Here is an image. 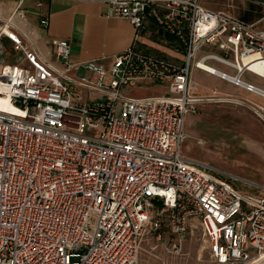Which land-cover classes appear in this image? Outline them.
<instances>
[{
  "label": "built area",
  "instance_id": "obj_1",
  "mask_svg": "<svg viewBox=\"0 0 264 264\" xmlns=\"http://www.w3.org/2000/svg\"><path fill=\"white\" fill-rule=\"evenodd\" d=\"M27 1L0 0V264H138L162 211L171 230L198 221L214 264H256L264 191L237 190L182 146L199 104L234 101L195 95L192 70L264 98L244 80H264V17L244 21L204 0H69L100 3L134 29L109 64H75L68 40L43 41L49 19L37 13L33 24ZM148 24L182 44L180 64L141 47ZM135 86L164 92L133 96ZM239 103L264 121V107Z\"/></svg>",
  "mask_w": 264,
  "mask_h": 264
},
{
  "label": "rangeland",
  "instance_id": "obj_2",
  "mask_svg": "<svg viewBox=\"0 0 264 264\" xmlns=\"http://www.w3.org/2000/svg\"><path fill=\"white\" fill-rule=\"evenodd\" d=\"M206 6L248 22L264 17V0H207ZM150 37L149 44L143 45L146 52L181 63L183 48L180 42L156 32L154 28ZM151 42L171 49L174 57L152 53L151 49L155 47ZM201 73L195 70L191 73V81L196 84L195 95L209 97L215 90L216 97L229 96L234 101L204 102L197 106L194 114L187 116V138L182 146V155L206 164L230 181L237 190L259 194L264 191V121L247 104H240L239 101L248 100L255 104L254 101H257L264 107V99L256 98L221 79L209 82L199 75ZM244 80L264 87V80L258 77L246 74ZM163 92L158 87L143 89L135 86L129 90L131 95L136 96ZM161 211V208L155 210L156 213ZM169 220L168 213L162 211L160 230L148 228L143 233L138 264H214L209 258L208 246L198 221L191 220L187 228L181 231L171 230Z\"/></svg>",
  "mask_w": 264,
  "mask_h": 264
},
{
  "label": "crops",
  "instance_id": "obj_3",
  "mask_svg": "<svg viewBox=\"0 0 264 264\" xmlns=\"http://www.w3.org/2000/svg\"><path fill=\"white\" fill-rule=\"evenodd\" d=\"M35 1L39 2V7H35ZM206 1H203L204 6H206ZM27 6L30 10V21L33 24L37 22V13L45 15L49 19L48 29L40 34L45 43L52 39L69 41L70 61L75 64L95 59L102 60L104 64H109L112 56L124 51L133 41L134 29L131 24L125 19L108 15L106 7L97 2L29 0ZM3 10L5 13L6 8ZM151 34H153V28L151 24H148L142 33V43L149 44L152 38L150 37ZM151 43L155 47L151 49L152 53L174 57L171 49L154 42ZM141 47L146 48L143 45ZM48 57L52 56L48 55ZM199 75L209 82L220 81L219 78L205 73ZM153 87L156 86L149 88ZM260 88L264 89V87ZM254 97L258 98L259 96L254 95ZM254 102L260 106L257 101ZM188 121L189 117L186 118V123Z\"/></svg>",
  "mask_w": 264,
  "mask_h": 264
},
{
  "label": "bare ground",
  "instance_id": "obj_4",
  "mask_svg": "<svg viewBox=\"0 0 264 264\" xmlns=\"http://www.w3.org/2000/svg\"><path fill=\"white\" fill-rule=\"evenodd\" d=\"M9 7V4L6 3V4H0V10L3 11V9ZM206 70H208L209 72H213V68L204 64L202 65ZM256 264H264V256H262V258L256 263Z\"/></svg>",
  "mask_w": 264,
  "mask_h": 264
}]
</instances>
